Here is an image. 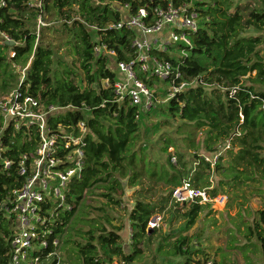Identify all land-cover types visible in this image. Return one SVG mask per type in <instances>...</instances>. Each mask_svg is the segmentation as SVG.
<instances>
[{
	"label": "trees",
	"instance_id": "obj_1",
	"mask_svg": "<svg viewBox=\"0 0 264 264\" xmlns=\"http://www.w3.org/2000/svg\"><path fill=\"white\" fill-rule=\"evenodd\" d=\"M5 1L0 31L18 44H0V91L7 93L18 84L20 74L10 72L16 64L25 69L22 92L45 107L60 108L48 119L51 128L82 122L87 130L81 176L67 187L70 209L55 206L44 227L51 230L48 247L34 256H39L40 264L49 260L52 264H140L142 248L154 242L156 255L168 258L162 264H200L194 259L195 236L184 234L210 204L175 203L172 193L187 179L211 200L225 195L224 187L235 189L255 181L264 185V0H247L243 5L234 0H196L201 26L190 34L192 46L173 45L165 52H152L158 60L178 66L183 80L195 82L145 113L130 107L126 98L118 101L112 87L116 75L108 68L111 59L96 56L93 48L99 41L115 51L118 62L130 61L135 55L130 44L134 33L107 29V25L124 18L121 9L127 7L126 16L134 15L139 8L166 6V0H46L50 25L40 30L35 49V12L23 0ZM170 1L178 7L186 0ZM56 25L59 29H54ZM48 31H53L52 39L45 38ZM180 49L186 55L179 56ZM10 50L14 58H9ZM60 51L71 58L69 64L58 56ZM79 71L83 79L76 81L81 78ZM104 80L109 87L103 88ZM140 116L150 122L141 126ZM36 139L33 127L4 141L15 158L32 151ZM12 180L0 176V199L13 187ZM126 188L136 189L130 207L124 206ZM155 188L158 196L153 200ZM91 196L96 200L87 203ZM120 207L128 221L129 245L121 234L125 225L114 224ZM164 211L169 223L180 218L182 229L156 236L159 227L148 229V223ZM243 237L258 243L264 262V209L255 212L251 223H244ZM10 240V222L0 212V264H10ZM52 252L56 255L48 257Z\"/></svg>",
	"mask_w": 264,
	"mask_h": 264
},
{
	"label": "built area",
	"instance_id": "obj_2",
	"mask_svg": "<svg viewBox=\"0 0 264 264\" xmlns=\"http://www.w3.org/2000/svg\"><path fill=\"white\" fill-rule=\"evenodd\" d=\"M166 1V6L139 8L136 14L107 25V29H126L134 33L130 44L135 55L130 61L118 62L115 51L99 41L93 48L96 56H106L115 64V71L109 65L108 68L116 75L112 87L118 101L126 98L129 106L137 108L139 113L150 111L158 103L154 92L157 85L152 81L150 83V78L165 82L163 103H167L195 82L183 80L178 66L169 61H160L152 55L153 51L165 52L173 45L190 48V34L197 32L201 26L199 12L192 3L194 0H186L178 7L170 0ZM45 2L46 0H23L27 9L36 14L34 49L39 42L40 30L50 25L44 9ZM5 6L6 1L0 0V8ZM11 42L13 45L18 44L0 31V44L10 45ZM178 52L179 56L186 55L184 49ZM14 56L15 52L10 50L9 58ZM24 71L25 69L21 72L18 84L0 97V176L12 177L14 184L0 199V212L10 222V264H40L39 256L34 254L48 247L46 237L51 234V230L44 228L46 223L51 221L57 208L70 209L66 205L67 187L73 179L81 176L83 137L87 130L82 122L76 126L58 124L56 128H51L48 119L60 111V108L45 107L37 99L22 92L20 86ZM101 84L103 88L110 86L108 80ZM33 127L37 134L33 150L11 157L10 148L4 139L14 138L20 131L26 134ZM216 158L217 156L213 157L212 165ZM205 161L209 159L205 158ZM172 199L175 203L198 201L199 204L211 200L204 190L194 188L190 179L175 189ZM161 220L160 216L152 218L148 229L158 228ZM52 246H57V240L52 241ZM51 255L56 253L52 252L48 257ZM200 264L214 263L207 259Z\"/></svg>",
	"mask_w": 264,
	"mask_h": 264
},
{
	"label": "rangeland",
	"instance_id": "obj_3",
	"mask_svg": "<svg viewBox=\"0 0 264 264\" xmlns=\"http://www.w3.org/2000/svg\"><path fill=\"white\" fill-rule=\"evenodd\" d=\"M238 4H246L247 0H234ZM195 0L192 2L194 5ZM123 17L127 15V10L121 9ZM51 16L48 15V22ZM34 23V22H33ZM35 26L33 25V29ZM58 25L54 26V29H57ZM59 29V28H58ZM44 32L46 39H52L54 33ZM57 38V37H56ZM60 40H58V43ZM57 44V42H55ZM7 51V50H6ZM4 50V52H6ZM59 52L58 56L65 62L69 64L71 58H65V53ZM109 68L115 71V64L113 61L109 62ZM78 66V64H76ZM4 67V64L2 65ZM14 69H11L10 72L19 73L21 76L22 69L13 64ZM3 69V68H0ZM79 73H81L79 71ZM3 74L0 72V78ZM83 79V73H81V78H76V81ZM1 80V79H0ZM156 88L154 92L158 98V104L163 103L162 92L165 91L166 86L160 82H156ZM5 94V93H4ZM0 91V97L4 95ZM144 115V114H142ZM141 117V116H140ZM139 122L142 125H146L150 120L143 116L139 118ZM223 155V152H222ZM264 156V151L262 153ZM214 180V179H213ZM216 183V180L214 181ZM158 188V187H157ZM155 188L152 191L153 200L158 196V189ZM225 195H219L215 199L210 200L208 203L210 207L205 209L199 215V218L195 225L184 235L195 236L193 251H197L198 254L195 255L194 259L196 261L202 262L203 260L212 261L214 264H264L260 256V247L254 239L247 240L243 237L244 232V223H251L255 218V212L257 210L264 209V185L260 184L258 181L248 182L240 185L238 188H227ZM136 189L125 190L124 197V206H131L132 200L131 197ZM222 199V202H217L218 199ZM91 200H96V197H88L87 203H91ZM101 202L104 200L98 198ZM184 209L179 212L183 214ZM117 220L114 222L116 225L124 224V229L121 234H123L124 241L127 245L131 244L130 241V230L128 229V221L126 220V213L123 207L117 208L115 210ZM164 214V215H163ZM160 215L161 220L159 229L156 232V236H165L168 232L176 233L182 229L183 222L179 218H175L172 222L169 223V215L166 211ZM80 216V212L77 213L75 218ZM75 222L74 218L71 220V226ZM127 226V228H126ZM142 248V246H139ZM157 244L153 242L149 248H142L144 253L140 258V264H151L152 262L156 264H162L166 262L168 258L163 256L156 255ZM156 258L153 260V258ZM62 260V257H61ZM178 263H181V260L177 259ZM42 264H52V260L44 262ZM116 264V263H115Z\"/></svg>",
	"mask_w": 264,
	"mask_h": 264
},
{
	"label": "water",
	"instance_id": "obj_4",
	"mask_svg": "<svg viewBox=\"0 0 264 264\" xmlns=\"http://www.w3.org/2000/svg\"><path fill=\"white\" fill-rule=\"evenodd\" d=\"M106 3H108V0H106ZM111 6L116 8V10H120L121 9V6L118 3H116V2H111ZM10 45L12 46L13 42H11Z\"/></svg>",
	"mask_w": 264,
	"mask_h": 264
},
{
	"label": "crops",
	"instance_id": "obj_5",
	"mask_svg": "<svg viewBox=\"0 0 264 264\" xmlns=\"http://www.w3.org/2000/svg\"><path fill=\"white\" fill-rule=\"evenodd\" d=\"M221 200H222V199L220 198V199H218V201H217V202H222Z\"/></svg>",
	"mask_w": 264,
	"mask_h": 264
}]
</instances>
